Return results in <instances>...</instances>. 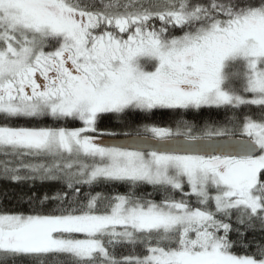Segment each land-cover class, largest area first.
<instances>
[{"label": "snow or ice", "instance_id": "snow-or-ice-1", "mask_svg": "<svg viewBox=\"0 0 264 264\" xmlns=\"http://www.w3.org/2000/svg\"><path fill=\"white\" fill-rule=\"evenodd\" d=\"M0 179V264H264V0H0Z\"/></svg>", "mask_w": 264, "mask_h": 264}, {"label": "trees", "instance_id": "trees-1", "mask_svg": "<svg viewBox=\"0 0 264 264\" xmlns=\"http://www.w3.org/2000/svg\"><path fill=\"white\" fill-rule=\"evenodd\" d=\"M211 116L213 119L217 120H223L224 114L222 112L217 113V112H212ZM208 117V114H205V119ZM175 117H173L171 114H164V115H159L157 117V120L161 122L162 124H172L173 120ZM104 127H111L112 123L111 122H105ZM58 185H44L42 187L43 191H54L56 188H58ZM21 190H27V185H21V184H15L11 183L8 181H4L0 179V194L2 193H7L8 195L5 197L3 195H0V211H23L26 209V205H19L17 204L13 194L16 192H19ZM98 191H107L106 189L100 188L97 189ZM119 191H123V189H118Z\"/></svg>", "mask_w": 264, "mask_h": 264}]
</instances>
